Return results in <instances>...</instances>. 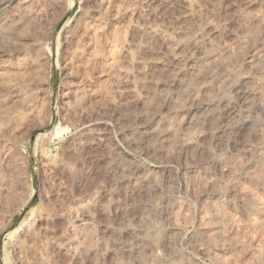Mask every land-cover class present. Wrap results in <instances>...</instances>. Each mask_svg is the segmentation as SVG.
Masks as SVG:
<instances>
[{
  "label": "rangeland",
  "instance_id": "obj_1",
  "mask_svg": "<svg viewBox=\"0 0 264 264\" xmlns=\"http://www.w3.org/2000/svg\"><path fill=\"white\" fill-rule=\"evenodd\" d=\"M263 53L264 0H0V264H264Z\"/></svg>",
  "mask_w": 264,
  "mask_h": 264
},
{
  "label": "bare ground",
  "instance_id": "obj_2",
  "mask_svg": "<svg viewBox=\"0 0 264 264\" xmlns=\"http://www.w3.org/2000/svg\"><path fill=\"white\" fill-rule=\"evenodd\" d=\"M24 29L25 28V23L24 24H21L20 26H19V29ZM17 35H18V33H17ZM13 37H15L14 36V32H12V31H10V30H7L6 31V34H5V36L3 37V40H11ZM17 38V37H16ZM258 54V53H257ZM264 54V53H263ZM262 54V57L264 56ZM259 56H260V54H258ZM254 56H255V54H254ZM256 57V56H255ZM103 58V57H102ZM251 59H253V58H251ZM114 61V60H113ZM250 61V60H249ZM253 61H254V59H253ZM251 63V62H250ZM250 91V90H249ZM253 91H255V89L253 90ZM253 91H251L252 93H253ZM251 93V94H252ZM256 93V92H255ZM243 94V93H242ZM257 94V93H256ZM256 94H254V95H256ZM246 96H248V95H246ZM250 96V95H249ZM260 97V96H259ZM246 98V97H245ZM248 98V97H247ZM258 98V97H257ZM259 104L260 105H262V106H264V97L262 96V98H260L259 100ZM2 110H5V112L7 113L8 112V108H6V109H2ZM2 113V112H1ZM262 114H264V112H262ZM10 117V116H9ZM262 118V117H261ZM244 119H246L245 117H244ZM243 119V120H244ZM261 119H259V122L261 123L260 125L263 127L264 126V122L262 123L261 121L263 120L264 121V115H263V118H262V120L260 121ZM245 121L246 120H244V121H241V122H238V123H236V124H234L233 126H234V128L237 130V128H241L244 124H245ZM7 124V123H6ZM263 124V125H262ZM259 126V125H258ZM261 126H259V129H260V127ZM255 131H258L259 132V130H255ZM261 131V130H260ZM192 138V137H191Z\"/></svg>",
  "mask_w": 264,
  "mask_h": 264
}]
</instances>
